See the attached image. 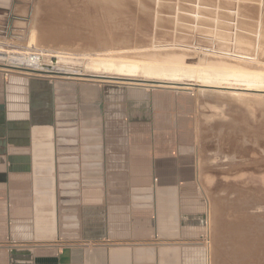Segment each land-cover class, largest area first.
<instances>
[{
  "label": "crops",
  "instance_id": "1",
  "mask_svg": "<svg viewBox=\"0 0 264 264\" xmlns=\"http://www.w3.org/2000/svg\"><path fill=\"white\" fill-rule=\"evenodd\" d=\"M183 99L0 69V264H206Z\"/></svg>",
  "mask_w": 264,
  "mask_h": 264
},
{
  "label": "rangeland",
  "instance_id": "2",
  "mask_svg": "<svg viewBox=\"0 0 264 264\" xmlns=\"http://www.w3.org/2000/svg\"><path fill=\"white\" fill-rule=\"evenodd\" d=\"M5 1L0 7L1 19L8 21L10 18L12 24L10 29L5 26L0 31V53L24 57L39 55L40 63L44 65L78 71L95 78L0 66L6 73L23 75L35 84L38 80L114 83L167 90L184 98L187 115L196 124L192 133L196 137L199 164L204 170L200 185L202 191L209 194L205 220L210 223V243L205 242L206 264H264V91L130 83L113 79L119 74L116 69L124 63L153 61L158 65L155 63L158 60L156 53L160 57L186 53L187 64L197 62L207 50H218L222 43H226L219 38L221 31L225 36L229 32L234 36V30L231 31L228 24L235 25L236 12L242 14L239 17L243 20L242 28L254 31L261 13L264 15L263 0H101L99 3L97 0H58L59 6L57 4L54 9L53 5L52 11L49 10L51 0ZM116 3L122 7L115 6ZM197 11L200 20H195ZM230 14L233 20L229 19ZM72 21L76 23L75 27ZM262 21L264 29V18ZM71 28L74 36L90 37L89 40L96 45L66 48L60 44L39 43L40 39H45L55 44L60 40L59 35L66 37L65 32ZM104 32L110 40L126 39L111 47L110 52L105 46L97 45L103 39L101 36H104L103 43L106 41ZM229 35L227 37L231 38ZM38 49L54 52H40ZM260 58L261 63L241 64L264 71V58ZM142 76L138 72L136 78ZM155 77L160 78L158 75L145 78L155 80Z\"/></svg>",
  "mask_w": 264,
  "mask_h": 264
},
{
  "label": "bare ground",
  "instance_id": "3",
  "mask_svg": "<svg viewBox=\"0 0 264 264\" xmlns=\"http://www.w3.org/2000/svg\"><path fill=\"white\" fill-rule=\"evenodd\" d=\"M51 1L50 2H51L52 6H51V8H49L50 11L53 10V5H54V9H55V7L58 4L57 3L58 0H51ZM100 1L101 0H97V3H99ZM113 1L115 2V0H113ZM262 5H264V0L262 1ZM58 6H59V4H58ZM115 6H117V7L120 6L119 8L122 7L121 4H119V3H118V5L116 3ZM71 8H72V6H71ZM73 9H74V7H73ZM103 9H104V7H103ZM112 9H113V7H112ZM74 10L72 12H74ZM50 11H49V14H50ZM47 12H48V10H47ZM197 12L195 14V16H196L195 20H200L199 17H201V16H200L199 12L198 13ZM109 14H111V13H109ZM115 15H116V13H115ZM241 15L242 14H240L239 12H236L235 22H233V23H235V25L232 23L228 24V27L231 28V31H232V29L234 30V32H232V33H234L235 37L232 36L231 32H229V33L227 32V33H228V35L231 34L229 36H232V37L231 38L227 37L228 35L225 36L224 34H222V31H221V33L218 34L219 38L222 37L223 41H221V42L226 41V43L224 42L226 45L225 44L223 45V43H222L221 47L218 50H207L206 51L207 53L205 52L204 56L199 58L197 62L192 63V64H187L185 62V58L187 57V56L185 57L186 53L183 55H182V53H181V55L180 54H175V55H173V54L169 55L168 54V56L164 55L166 57H160L161 55L158 56L159 54L157 55V53H156L155 57H157L158 60L155 63H158V65L153 64V61L152 62L147 61V62H142V63H137V62L124 63V64H121L118 67V69H116L119 71V74H117L118 76L113 77V79L125 80V81H128L130 83L142 82V83L168 84V85H175V86L177 85V86H182V87H185V86L186 87H188V86H201V87H215V88L217 87V88H224V89H229V90H246V91L262 92V91H264V71L263 70H256V69L253 70L251 68H247L246 64H249V63L251 64L252 62L254 63L255 61L260 62V59H261L260 57L264 58V29H263V24H262L263 23L262 20L264 18V15L262 12L260 15V18L257 20V24H255L256 28L254 29V31H251V32L246 31L244 28H242L243 20H241V18H239V17H241ZM262 15H263V17H262ZM116 16H118V18H119V15H116ZM232 18H233V15L230 14L229 19L233 20ZM99 22L100 21H98V23ZM102 22L106 24V22H104V21H102ZM80 23H82V21ZM72 24H73V27H75L76 23L72 21ZM249 24H251V22ZM252 24H254V23H252ZM216 26L218 29V27H219L218 24ZM109 29H110V27H109ZM116 30H117V28H116ZM96 31L98 32V30H96ZM105 31H106V29H105ZM240 31H242V32H240ZM243 31L248 32L249 35L246 33H243ZM97 32H95V33H97ZM109 32H111V30ZM45 33L43 34V36L45 35ZM50 34L53 35V32L52 33L50 32ZM103 34L105 35V32ZM250 34L255 35V37H253V35L251 36ZM54 35H55V32H54ZM65 35H66V37L59 35L60 40H57V43H55V44L53 43V41H49V40H45V39H40L39 43L40 44H47V45L51 44L54 46L60 44V45H65L66 48L70 47V46H75V45H77L78 47H81V48H83V47L84 48H87V47L91 48V47H94L96 45V44H93V41L89 40L90 37H89V39L88 38L86 39L83 37L84 35H82V34H81V36L80 35L74 36L73 28L69 29V32L68 31L65 32ZM108 36H109V33H108ZM91 37H92V35H91ZM98 37H99V32H98ZM101 37L103 39L99 40L97 42V45L105 46V48H107L108 51H110V52H112L111 49H113L111 47L118 46L120 44L121 40L125 41V39H126V38L122 39L120 37V38H117L118 40L114 41V40L108 39L107 35H105L106 41H104V43H103L104 36H101ZM216 37L218 38V36H216ZM56 38H58V37H56ZM94 38H95V36H94ZM228 38H230V39H228ZM111 39H113V38H111ZM228 42H231V44L233 43V45H230ZM38 51H40V52H54L52 50H43V49H38ZM62 53L67 54V55H71V56H87V54H80V53H76V54L75 53H69V52H66V53L62 52ZM171 53H173V52H171ZM153 57L154 56H152V58ZM40 58H41V56H39V55L36 56V58H35V56L34 57L25 56L24 59H16V61H12L11 62L12 65L9 67L19 68V69L29 70V71H31V70L41 71V69L43 67H46L47 65L40 63V61H39ZM54 62H55V60H53V63ZM241 63H246V64H241ZM47 67H49L51 70L52 69H54V70L59 69L58 67L52 66V65L47 66ZM60 69L63 70L64 72L78 73V71H71V70H67V69H63V68H60ZM138 72H141L143 76L140 78H136ZM78 75H82V74H78ZM154 75H158V76H160V78L157 77V79H156V77H155V80L154 79L150 80L148 78H145V77H148V76L151 77ZM140 76H141V74H140Z\"/></svg>",
  "mask_w": 264,
  "mask_h": 264
},
{
  "label": "water",
  "instance_id": "4",
  "mask_svg": "<svg viewBox=\"0 0 264 264\" xmlns=\"http://www.w3.org/2000/svg\"><path fill=\"white\" fill-rule=\"evenodd\" d=\"M31 56L32 57L35 56V58H36V55H31ZM24 58H25L24 56H15V55H8V54L0 53V66L6 67V68H11L9 66L12 65L11 64L12 61H16V59H24ZM40 60H41V58L39 59V61ZM16 69H19V68H16ZM27 71H29V70H27ZM31 71H33V70H31ZM33 72H36V71H33ZM40 72L47 73V74H56V75H60V76H78V77L95 78V77H92V76L78 75V74H81V73L64 72L61 69H55V70L52 69L51 70L47 66L43 67Z\"/></svg>",
  "mask_w": 264,
  "mask_h": 264
},
{
  "label": "built area",
  "instance_id": "5",
  "mask_svg": "<svg viewBox=\"0 0 264 264\" xmlns=\"http://www.w3.org/2000/svg\"><path fill=\"white\" fill-rule=\"evenodd\" d=\"M209 226H210V223L209 221L206 219L205 222H204V234L202 235V238L204 239V241L206 242V244L209 245L210 241H209Z\"/></svg>",
  "mask_w": 264,
  "mask_h": 264
}]
</instances>
